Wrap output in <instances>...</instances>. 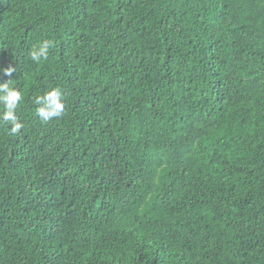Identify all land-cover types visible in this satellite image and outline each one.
<instances>
[{
	"label": "trees",
	"instance_id": "obj_1",
	"mask_svg": "<svg viewBox=\"0 0 264 264\" xmlns=\"http://www.w3.org/2000/svg\"><path fill=\"white\" fill-rule=\"evenodd\" d=\"M4 82L0 264H264V0H0Z\"/></svg>",
	"mask_w": 264,
	"mask_h": 264
},
{
	"label": "clouds",
	"instance_id": "obj_2",
	"mask_svg": "<svg viewBox=\"0 0 264 264\" xmlns=\"http://www.w3.org/2000/svg\"><path fill=\"white\" fill-rule=\"evenodd\" d=\"M52 39L38 40L36 46L29 53L30 59L39 64L48 59L50 49L54 47ZM15 68L11 65L3 68L2 72L6 76H11ZM22 100L21 92L10 86L9 82L0 83V105L3 111L0 112V123L10 125L9 132L16 134L20 132L23 124L16 114L18 105ZM34 103L38 105L36 115L43 123H48L53 119H59L65 112L66 100L60 87H53L35 98Z\"/></svg>",
	"mask_w": 264,
	"mask_h": 264
}]
</instances>
